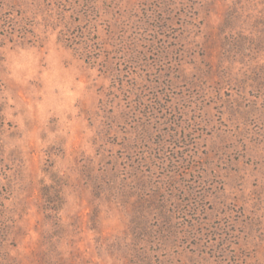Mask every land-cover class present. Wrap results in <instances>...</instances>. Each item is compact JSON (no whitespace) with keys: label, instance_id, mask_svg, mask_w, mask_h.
Returning a JSON list of instances; mask_svg holds the SVG:
<instances>
[{"label":"rangeland","instance_id":"374dc122","mask_svg":"<svg viewBox=\"0 0 264 264\" xmlns=\"http://www.w3.org/2000/svg\"><path fill=\"white\" fill-rule=\"evenodd\" d=\"M0 264H264V0H0Z\"/></svg>","mask_w":264,"mask_h":264}]
</instances>
